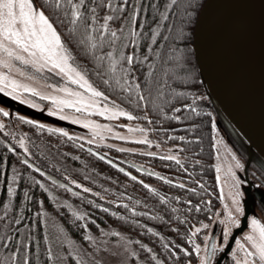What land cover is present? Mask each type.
<instances>
[{"label":"snow or ice","instance_id":"1","mask_svg":"<svg viewBox=\"0 0 264 264\" xmlns=\"http://www.w3.org/2000/svg\"><path fill=\"white\" fill-rule=\"evenodd\" d=\"M0 93V264H264V0H0Z\"/></svg>","mask_w":264,"mask_h":264},{"label":"rangeland","instance_id":"2","mask_svg":"<svg viewBox=\"0 0 264 264\" xmlns=\"http://www.w3.org/2000/svg\"><path fill=\"white\" fill-rule=\"evenodd\" d=\"M0 105L9 107L13 114L16 111H19L22 114H27V115L35 114L36 118H42V119H46L48 122H51V123L61 124V125L65 126V127H68L70 130L80 131V132L85 131L80 126L70 124L69 122L60 121V120H58L55 117L47 116L46 113L38 112L37 110L32 109L30 106L25 105V104H23L20 101H16L13 98L5 96L3 93H0ZM0 119H6V118L0 117ZM13 119H14V115H13ZM218 120L221 121V123L219 124V127L221 129L220 135L224 136L225 141L227 143H229V144L234 145L235 147L238 146V145H241L240 140L230 130V128L228 127L224 117L221 114L218 116ZM20 128H22L25 132H28L27 129L29 128V126L28 125H22V124L21 125H17V130L20 129ZM0 135H4V133L0 132ZM113 142H116V141H113ZM128 146H137V145L129 144ZM17 150L18 151H22V150L19 149L18 146H17ZM112 155L116 156V155H119V153H116L115 150H112ZM131 158L135 160V158H145V156H139V155L133 154V155H131ZM144 161H145V159H144ZM214 162H215V160H214ZM157 170L161 171L160 169H157ZM249 207H250V209L252 211V207L250 205H249Z\"/></svg>","mask_w":264,"mask_h":264},{"label":"water","instance_id":"3","mask_svg":"<svg viewBox=\"0 0 264 264\" xmlns=\"http://www.w3.org/2000/svg\"><path fill=\"white\" fill-rule=\"evenodd\" d=\"M217 105L220 109V114L224 117L228 127L233 132V134L241 140H244L247 145H250L252 149L256 152L259 151L257 144L264 142V134L261 133L258 121L251 118L249 115L245 114L239 110L233 103H231L227 98H224V103H219ZM231 112L235 116V120L231 119L228 115ZM239 121V123H237ZM247 132L256 141L255 144L248 140L244 133Z\"/></svg>","mask_w":264,"mask_h":264},{"label":"trees","instance_id":"4","mask_svg":"<svg viewBox=\"0 0 264 264\" xmlns=\"http://www.w3.org/2000/svg\"><path fill=\"white\" fill-rule=\"evenodd\" d=\"M39 2V0H37V3ZM27 129V128H26ZM27 131H30V126L29 128L27 129ZM179 134H183L182 132L179 133ZM47 135V134H46ZM55 138H53L54 140ZM178 142V141H176ZM2 147V146H0ZM208 147H209V136H206L205 139H204V148H205V153L203 155V159H204V162H205V173H204V176L206 178H208L209 180H212L213 177H214V171L208 167V165H211L214 163V156L210 157L209 154H208ZM70 159V158H69ZM89 158L87 156H85V160H88ZM145 159V161H144ZM135 160L138 162V163H142V164H146V165H150L152 167H155L157 169H160L161 171L165 172V174H173V175H176V173L174 172V170H169V169H164L161 164H160V161L158 158H151V157H147L145 156V158H135ZM95 161V158L92 157L91 158V161L89 162V167H99L100 165L94 163ZM73 164H75L76 167H80V164L79 162H75L73 161L72 162ZM103 162H100V164H102ZM129 167V170H132L130 166ZM104 168L107 169V170H110L111 174L115 175L116 174V171L114 169H110V166H107V165H104ZM121 179H123V174H119ZM142 176H145L146 174H141ZM199 178V177H198ZM151 179V182H153L154 184L156 185H162L163 182H160V181H157L155 178H150ZM106 182V181H104ZM132 183H135V182H132ZM171 186H168V185H164L163 186V190H167L168 188H170ZM136 191L139 195H144V193H140L139 192V186L137 185L136 186ZM217 207H219V204L217 203ZM113 226H116V221L115 219L113 218ZM120 223H123V221H121Z\"/></svg>","mask_w":264,"mask_h":264},{"label":"flooded vegetation","instance_id":"5","mask_svg":"<svg viewBox=\"0 0 264 264\" xmlns=\"http://www.w3.org/2000/svg\"><path fill=\"white\" fill-rule=\"evenodd\" d=\"M241 141H243V140H240V142ZM243 144L245 145V146H248L247 145V143L245 142V141H243ZM237 148H240L241 147V145H238V146H236ZM242 150V149H241ZM250 150L252 151V152H256L254 149H252V148H250ZM259 200V194L257 193V195H256V201H254V202H252L251 204H250V206L252 207V211H253V213H258V214H261V215H264V213H261V209L258 207V204H257V201Z\"/></svg>","mask_w":264,"mask_h":264}]
</instances>
